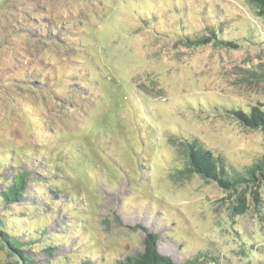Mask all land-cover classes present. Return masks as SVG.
<instances>
[{"label": "rangeland", "instance_id": "obj_1", "mask_svg": "<svg viewBox=\"0 0 264 264\" xmlns=\"http://www.w3.org/2000/svg\"><path fill=\"white\" fill-rule=\"evenodd\" d=\"M256 107L264 0H0V188L33 173L0 199L4 228L37 264H118L140 224L179 263L264 264V172L234 188L180 172L197 142L247 179Z\"/></svg>", "mask_w": 264, "mask_h": 264}, {"label": "trees", "instance_id": "obj_2", "mask_svg": "<svg viewBox=\"0 0 264 264\" xmlns=\"http://www.w3.org/2000/svg\"><path fill=\"white\" fill-rule=\"evenodd\" d=\"M209 41L210 39L208 37L204 40H196L198 43ZM240 121L250 128H260L264 133V110L256 107L251 109L249 113H240ZM188 144L191 150L188 152L187 165L180 171L185 173L184 175L195 172L204 178H214L225 188H234L246 181L253 182L258 175H262L264 172L263 155L258 161L246 168L245 173L248 176L247 179L239 173L228 176L224 170V161L221 157H214L211 152L202 149L197 142H189ZM32 174L28 168L16 167V171L11 175L9 182H7L4 188H0V199L2 202H20L23 199V193L26 190L28 182L32 179ZM4 222L0 214V242L17 258L14 264H37L31 257L30 249H25L24 247L25 244H28V241L16 235L17 233H12L10 230L5 229ZM139 226L146 232L143 251L133 257L118 261V264H187V262H176L169 255L161 253L157 248V234L148 231L141 224ZM45 232V230H40L38 237L43 236ZM58 250V246L50 245L43 251L47 256H51L58 252ZM77 264H92V262L88 259H82Z\"/></svg>", "mask_w": 264, "mask_h": 264}]
</instances>
